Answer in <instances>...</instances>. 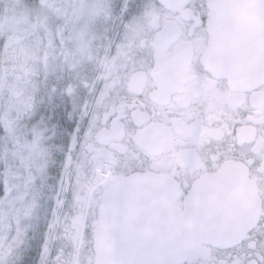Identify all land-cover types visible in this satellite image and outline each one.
I'll use <instances>...</instances> for the list:
<instances>
[{"label": "snow or ice", "instance_id": "obj_1", "mask_svg": "<svg viewBox=\"0 0 264 264\" xmlns=\"http://www.w3.org/2000/svg\"><path fill=\"white\" fill-rule=\"evenodd\" d=\"M0 264H264V0H5Z\"/></svg>", "mask_w": 264, "mask_h": 264}, {"label": "flooded vegetation", "instance_id": "obj_2", "mask_svg": "<svg viewBox=\"0 0 264 264\" xmlns=\"http://www.w3.org/2000/svg\"><path fill=\"white\" fill-rule=\"evenodd\" d=\"M4 3H5V0H0V8H2V6L4 5ZM250 19H248V21L246 20V18H245V23H249L250 24Z\"/></svg>", "mask_w": 264, "mask_h": 264}, {"label": "water", "instance_id": "obj_3", "mask_svg": "<svg viewBox=\"0 0 264 264\" xmlns=\"http://www.w3.org/2000/svg\"><path fill=\"white\" fill-rule=\"evenodd\" d=\"M245 18L247 21H248V19H250V17H248L247 14H245ZM249 22H251V21H249Z\"/></svg>", "mask_w": 264, "mask_h": 264}]
</instances>
